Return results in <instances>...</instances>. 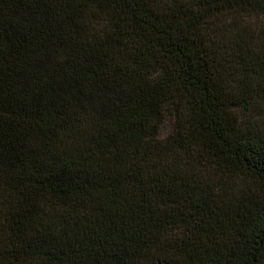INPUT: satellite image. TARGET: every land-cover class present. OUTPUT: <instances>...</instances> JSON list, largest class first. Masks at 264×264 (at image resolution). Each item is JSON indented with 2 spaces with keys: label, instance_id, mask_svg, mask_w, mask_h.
I'll return each instance as SVG.
<instances>
[{
  "label": "trees",
  "instance_id": "1",
  "mask_svg": "<svg viewBox=\"0 0 264 264\" xmlns=\"http://www.w3.org/2000/svg\"><path fill=\"white\" fill-rule=\"evenodd\" d=\"M0 264H264V0H0Z\"/></svg>",
  "mask_w": 264,
  "mask_h": 264
}]
</instances>
